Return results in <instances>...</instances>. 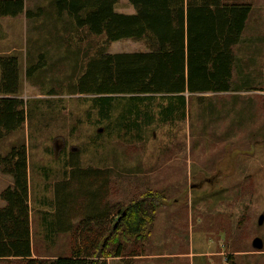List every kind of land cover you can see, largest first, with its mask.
Here are the masks:
<instances>
[{
    "label": "rangeland",
    "instance_id": "1",
    "mask_svg": "<svg viewBox=\"0 0 264 264\" xmlns=\"http://www.w3.org/2000/svg\"><path fill=\"white\" fill-rule=\"evenodd\" d=\"M223 2L251 7L233 47L231 89L186 94L185 116L165 122L156 114L163 100H146L140 110L151 109L154 120L138 130L129 127L132 117H122L128 96H117L103 118L96 95L70 87L100 51H146L147 39L105 44L103 34L58 16L52 0H25L36 13L31 20L0 17V57H17V96L27 112L25 122L0 139V154L25 145L34 257L73 249L81 213L73 215L74 229H50L55 185L69 177L72 164L105 176L102 206L110 226L116 210L148 207L145 230L125 249L136 255L108 256L106 264H264V220L258 224L264 215V0ZM114 10L135 12L128 0H117ZM38 59L45 66L27 77ZM11 185L0 166V193ZM255 237L262 248L252 246ZM6 261L0 264H22Z\"/></svg>",
    "mask_w": 264,
    "mask_h": 264
},
{
    "label": "trees",
    "instance_id": "2",
    "mask_svg": "<svg viewBox=\"0 0 264 264\" xmlns=\"http://www.w3.org/2000/svg\"><path fill=\"white\" fill-rule=\"evenodd\" d=\"M134 13L117 12V0H52L58 16L76 27L104 35L105 44L122 39H147L146 51H100L85 64L70 92L96 95L101 117H108L112 101L128 96L133 116L129 127L138 130L154 120L152 110L140 104L159 96L160 121L185 116L186 94L226 92L231 89L233 47L239 42L250 13L248 3L223 0H128ZM36 13L25 0H0V17ZM39 58H43L41 54ZM39 59L26 76L44 67ZM0 139L19 128L27 118L25 102L17 96L19 75L16 56L0 57ZM49 93H55L50 90ZM1 171L12 185L0 197V260L19 259L22 264H106L108 256H134L126 252L131 236L140 238L147 226L145 205L136 203L116 210L110 224L102 206L105 176L99 169L71 164L69 177L55 185V219L50 229H74L73 215L81 213V227L74 233L69 255L49 259L34 257L31 245L27 153L25 145L0 154ZM72 167V168H71ZM84 198L83 202L81 199ZM136 241V240H135ZM133 241V242H135ZM127 254V255H126ZM9 259V260H8Z\"/></svg>",
    "mask_w": 264,
    "mask_h": 264
},
{
    "label": "water",
    "instance_id": "3",
    "mask_svg": "<svg viewBox=\"0 0 264 264\" xmlns=\"http://www.w3.org/2000/svg\"><path fill=\"white\" fill-rule=\"evenodd\" d=\"M264 220V215L261 214L258 218V224H262ZM262 245H263V242H262V239L259 238V237H255L253 240H252V246L256 249H260L262 248Z\"/></svg>",
    "mask_w": 264,
    "mask_h": 264
}]
</instances>
